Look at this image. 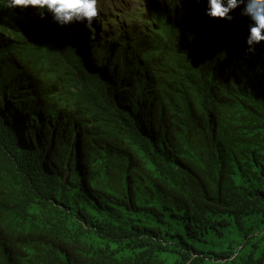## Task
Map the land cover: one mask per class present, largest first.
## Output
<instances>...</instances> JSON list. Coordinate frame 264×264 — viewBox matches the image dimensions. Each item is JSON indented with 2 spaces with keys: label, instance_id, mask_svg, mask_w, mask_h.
I'll return each instance as SVG.
<instances>
[{
  "label": "trees",
  "instance_id": "trees-1",
  "mask_svg": "<svg viewBox=\"0 0 264 264\" xmlns=\"http://www.w3.org/2000/svg\"><path fill=\"white\" fill-rule=\"evenodd\" d=\"M204 1L89 50L0 3V264H264V42Z\"/></svg>",
  "mask_w": 264,
  "mask_h": 264
},
{
  "label": "clouds",
  "instance_id": "clouds-1",
  "mask_svg": "<svg viewBox=\"0 0 264 264\" xmlns=\"http://www.w3.org/2000/svg\"><path fill=\"white\" fill-rule=\"evenodd\" d=\"M179 2V0H160L159 3L145 2L138 8L141 10L133 19V25L122 22L117 26L114 34L108 39H103L102 43H94L97 33L109 31L110 24L115 21L104 18L101 14L103 0H0V3L6 4L7 7L13 10L28 12L30 10H41L40 16L49 19L52 24H57L60 27L70 28L71 33H77L82 38L84 47L89 50L91 46H103L111 43L120 32H127L135 29L140 31L145 25L144 20L154 8L160 7L169 9L170 2ZM189 2L191 0H182ZM201 1V0H199ZM204 1V0H202ZM205 8V16L216 20V18L231 21L233 16L231 13L237 8L241 9V15L249 19L247 36L245 44L247 52H254L256 46L264 42V0H206L202 2ZM94 24L98 30L91 29ZM73 27V29H72ZM103 27L105 29L103 30ZM96 32V35L93 34ZM85 35H88L87 43L84 40ZM93 38V42L91 41ZM101 69V67H98Z\"/></svg>",
  "mask_w": 264,
  "mask_h": 264
},
{
  "label": "rangeland",
  "instance_id": "rangeland-1",
  "mask_svg": "<svg viewBox=\"0 0 264 264\" xmlns=\"http://www.w3.org/2000/svg\"><path fill=\"white\" fill-rule=\"evenodd\" d=\"M151 2L153 4L158 3L160 0H103L101 14H103L104 18L115 21L111 23L109 31L103 33H97V39L94 43H102L103 39H108L111 37L117 29V26H120L122 22L126 23L128 21L129 25L132 24V19L139 14L141 10H138L140 6H142L145 2ZM164 1V0H163ZM166 1V0H165ZM137 12V15H136ZM91 29L97 31L98 28L92 24ZM105 27H103V30ZM96 35V32L94 33ZM85 42L89 40L88 35L83 36ZM93 42V38L91 40ZM234 228H230L229 231L224 236V239L227 244L236 243L240 240L238 237V232ZM200 248H215L211 243L200 244Z\"/></svg>",
  "mask_w": 264,
  "mask_h": 264
}]
</instances>
